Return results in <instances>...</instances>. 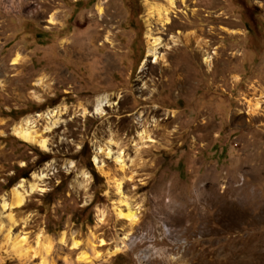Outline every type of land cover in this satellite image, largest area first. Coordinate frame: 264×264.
Here are the masks:
<instances>
[{
	"label": "rangeland",
	"instance_id": "374dc122",
	"mask_svg": "<svg viewBox=\"0 0 264 264\" xmlns=\"http://www.w3.org/2000/svg\"><path fill=\"white\" fill-rule=\"evenodd\" d=\"M0 264H264V0H0Z\"/></svg>",
	"mask_w": 264,
	"mask_h": 264
},
{
	"label": "bare ground",
	"instance_id": "6f19581e",
	"mask_svg": "<svg viewBox=\"0 0 264 264\" xmlns=\"http://www.w3.org/2000/svg\"><path fill=\"white\" fill-rule=\"evenodd\" d=\"M167 1H168L170 8L174 6L175 0H167ZM149 6H150L149 10H152L153 7L151 6V4ZM168 10H169L168 8H163V10H158L160 18H162L165 23L168 22V17H167ZM169 13H170V11H169ZM53 19H54V17L51 16L50 21L53 22ZM149 35H150V33H149ZM147 40H148V49H147L148 54L156 59L158 57V54H159L158 48L161 47V46H159V42H158L159 40H158V38L152 37V36L151 37L149 36V38ZM18 58L15 57L14 62H16L18 60ZM206 61H209V58H207ZM108 102H109V100H108L107 96H105V95L98 96L96 98L95 104H94L95 110L97 112H100V110H102L101 109L102 106ZM261 102H262L261 99L256 100V102L253 106V107H255V110H258V108L261 105ZM63 113H65V109L60 108V107H56L53 109H49L43 113H37L36 116H42L45 118V120H46L45 131H49L54 126H56L58 124V122H60L61 116L63 115ZM29 118L25 117L15 124V126L12 129L14 134L16 136H18L19 138H21L23 141H26L28 143L39 146L42 149H48V145H49L48 137L44 136L43 133L38 132L35 129V127L33 128L32 126H29L30 125L29 124L30 123ZM110 153L111 152L109 150L107 152V154L109 155ZM116 159L119 163H122L123 162L122 153L118 154L116 156ZM72 164H73L72 162L66 163L67 166H72ZM50 169H49V167H47L45 169L39 170L38 172H35L33 174L31 180L30 179L29 180H21L19 183H17L13 187L11 201L8 202L6 197L2 196V203L1 204L3 206H9L11 208L21 206L25 202L27 195H29L30 193L37 191V190H39V191L44 190L43 186L45 185V178H47L48 174H50ZM122 186L123 185H122L121 181H115V187H116L119 194H122ZM116 210H117V213L120 217L128 218L127 220H129L131 227L137 223V221L139 219L138 210H130L127 212V214H125L118 205L116 206ZM129 234H130V232L125 233L123 235V237L121 238V241L118 244H116L115 247H113L112 249H109L107 251L105 257H102V259H104V258L106 259L107 257H110V256L114 255L115 253L123 250V248L126 246V240H128L130 238ZM43 235L44 234H39L37 237V241L41 240ZM59 239H60V242L66 241V236L64 235V233L60 236ZM25 240H26V236H23L21 238V241H17V240L13 241L11 239L9 243L12 245V247H14L19 252L22 251L25 254H28V252H30V251L28 249H24L23 245L21 244V242L23 243ZM96 240H97L96 236L94 234H91L90 244L92 245V247L95 245ZM99 242L102 244L104 243V241L102 239H100ZM78 245H79V240L72 238L71 246L77 247ZM97 257L99 258L100 255H97ZM79 259H81V261L86 262L88 259V256H86L84 253H82L79 256Z\"/></svg>",
	"mask_w": 264,
	"mask_h": 264
},
{
	"label": "trees",
	"instance_id": "16d2710c",
	"mask_svg": "<svg viewBox=\"0 0 264 264\" xmlns=\"http://www.w3.org/2000/svg\"><path fill=\"white\" fill-rule=\"evenodd\" d=\"M91 170H92V175H93L94 181L97 182L99 176H98V174L95 172L94 169H91ZM50 230H52V229H49V231H50Z\"/></svg>",
	"mask_w": 264,
	"mask_h": 264
}]
</instances>
